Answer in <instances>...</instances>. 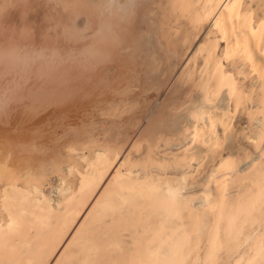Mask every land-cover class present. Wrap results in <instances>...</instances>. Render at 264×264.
<instances>
[{
    "label": "bare ground",
    "instance_id": "obj_1",
    "mask_svg": "<svg viewBox=\"0 0 264 264\" xmlns=\"http://www.w3.org/2000/svg\"><path fill=\"white\" fill-rule=\"evenodd\" d=\"M19 1L0 0V13ZM72 1L97 6L85 35L110 43L112 59L76 52L102 68L92 95L22 87L1 120L0 264H264V0H134L127 15L113 0ZM36 2L63 44L69 0Z\"/></svg>",
    "mask_w": 264,
    "mask_h": 264
},
{
    "label": "rangeland",
    "instance_id": "obj_2",
    "mask_svg": "<svg viewBox=\"0 0 264 264\" xmlns=\"http://www.w3.org/2000/svg\"><path fill=\"white\" fill-rule=\"evenodd\" d=\"M21 1L17 2V5H19L18 7L16 4H14V6L16 5L15 6L16 8L13 6L15 9L12 7V9H14L15 11L18 10V8H19V10L16 11L18 13H16L12 9H10L9 11H13L14 15L12 14V15L6 16L5 13H7L6 11H8V9L2 10V12L4 13L5 16L2 13H0V15H1L0 16V46H1V48L5 47V48H3V50H1V48H0V51L1 52L5 51V53H6V54H4L5 56L2 55V56H4L3 58L1 57L3 60L0 58V106H5L8 108L4 114L0 115V133L2 132L1 120L4 119L6 116L15 115L17 113V109H18L17 99L19 97L18 94H19V92H20V94H23L25 92L23 90L24 87L27 89H29L28 87H31L34 89L35 87H39V85H41V83H42V85L44 87L46 85V88H47L46 91L48 92V90H50L51 94H53L55 92V91H53V89H55L56 92H57V90L59 92H62V91L67 92L69 89H72V91L70 93H74L75 95H78V93L84 92V91L89 92V93H87L88 95H92L93 90L95 91V88L92 85H88L86 83H97V81L99 83H103V81H99V76L101 73L100 70L102 68L98 67V65H92L90 68H84V67L80 66V62L77 61V57L81 53L92 51L94 54H99L100 56H103L102 58L112 59V47H111L110 43L102 44L99 40V34H95L94 36H90L89 34L87 36L85 35L86 33H88V31H90L89 29L95 28L99 24L98 8L95 4H93L91 2H89L88 4L87 3L83 4L84 2H79L80 3L79 4L78 2H74L72 0H69L68 6H67L68 7L67 10H68V14H69L67 16L69 19V28H68L67 34H65L66 40L63 38L62 39L65 42L67 41L66 43L64 42L65 44L63 43L65 46H67L66 44H69L68 42H70V40H71L70 45L72 44L73 46L68 45L69 49H67V51H66L64 49L67 47H65L63 44H61L60 43L61 41L57 42V40H58L57 38L60 37L58 34H60V33H54L55 35H53L51 33L54 37H56V34H57L58 35L57 38L52 37V35L50 33H49V35H48V33H45L46 28L43 29L44 28L43 25H45L43 23V20L45 18L44 19L42 18L44 15L41 16L40 15L41 11H39L41 8L43 9L42 6H44L42 4L40 6L39 3L41 1L39 3H37L36 0L35 1L33 0L34 2H30V3H29V1H31V0H24L22 2ZM35 5H39L41 8L39 6H35ZM36 7H38L39 14L37 12ZM35 9L37 12L36 14L42 18L41 19L42 22L38 21V18H37V20H31L33 18H36V16H37L36 14H35L36 15L35 16L33 13V12H35ZM9 11H8L9 14L12 13ZM29 11H30V13H29ZM26 12H28V13H26ZM19 13L20 14L24 13L26 15V16L23 15L25 17V20H24V17L23 16L21 17V15ZM15 14H18V16H16ZM32 14L35 17L33 16V18H31ZM76 14H78L77 17H75ZM39 16H37V17H39ZM19 19H21V20H19ZM23 20L26 22H24ZM27 20H29V21L31 20L30 22H32V23H33V21H35V22L38 21V22H36L37 25L39 23L40 24L43 23V24H41L42 27L40 26V24L38 25L39 26L38 27L37 25L34 26L35 23H33L34 25L32 23H30L32 25L30 26V24H29L30 27H28V25H27L28 28H32V29H33V27H36L37 29L39 28V31L35 30V28L33 29V31H32V29L30 31L28 28H25L26 24L29 23V21L27 22ZM80 20L84 21V25L82 27H79L77 25V23ZM17 21H19V22H17ZM44 21H46V20H44ZM8 26H9V28H8ZM17 26L19 27V29L17 28ZM5 27H6V29H5ZM24 28L26 30L28 29L27 32L29 31L30 33L32 32L33 34H35L33 37H36V35H38V38L41 36L44 39H41V38L38 39L36 37L39 41L38 40L35 41V38L32 37V42H31V37L29 36V33L26 32V30H25V33H27V34L26 35L22 34L24 32ZM4 29L6 31H4ZM22 29H23V31L21 33ZM42 29L44 30V32ZM34 32H36L37 34ZM44 33L46 34L45 35L46 37L44 36ZM17 34L20 35L21 38H22V36H26V37H24L26 39H24V38L23 39L25 41H28V43L30 42L32 44L29 43L27 46L26 45L27 42H25V43H20L19 45H16V41L18 40ZM39 34H41V35H39ZM47 35L48 36L51 35L50 37H52V39H55V40L51 41L52 39L50 37H47ZM14 36H16V37H14ZM21 38H20V40H23ZM45 38L49 39V40L46 39L47 43H46V41H44ZM33 39H34V41H33ZM20 40H18V41H20ZM40 40L41 41L43 40L42 43H44V45H45V43L48 44V41H49V44H51L55 41L56 42H55V44L54 43L51 44L52 46L48 44L49 47L44 46L45 49L40 50V48H43V45L39 46L40 44H42V43H40L41 42ZM50 41H51V43H50ZM20 42H22V41H20ZM36 42L38 43L37 45L40 47L39 49H37V47H35ZM56 43H58V44L56 45ZM10 44L16 45V46H13V45L11 46V47H13V49L16 48V49H14V50H16V52H14V50H13V52L11 51L12 48H9L10 46L8 47V45H10ZM21 44H23L27 47V49H25V46H22V47H24V48H22V49H24L23 52L24 51H27L28 53H31V51H32V53L34 52V54H31V55H34L33 58H36L35 57V50H34L36 48V50H37L36 55L37 56L40 53L42 55L43 53H45L48 50L50 52H48V53L46 52L47 57H48L49 53L52 55V54H55V52H57L60 55V53L62 52L63 55H66L64 53H67L69 55V57L67 55L66 56L62 55L63 58H65V57H67L68 59L70 58V59H72V62H70L71 61L70 59H69L70 60L69 61L66 58L69 61L70 66H69V63H67L68 61L66 63H63L66 59H63L64 60V61L62 60L63 62L56 63L57 62V60H55L56 56L51 61L47 60L49 58L45 59L46 57L41 61V58L39 59L38 57H42L44 54L42 56L41 55L38 56L37 57L38 59L36 58V61H35L32 59V56L27 54V52H25L26 53V59L24 58L25 55H23L22 56L23 59L18 60L14 57L16 56L20 59V57L22 55V53H21L22 51L20 52L21 54L20 53L18 54L19 50H17L18 49L17 46L21 47ZM59 44L63 45L64 48H62V46H61V48H58ZM6 45H7V47H6ZM29 46H34L35 47V48H33L34 51L31 48L29 49ZM53 46L55 47L56 50H53L54 49ZM46 47H48V50ZM7 48H9V50H10L9 52H6ZM39 50H40V52H39ZM59 51H60V53H59ZM1 52H0V54H2ZM10 52L15 53V54H12ZM76 52H78L79 54L78 53L76 54ZM9 53H10V55H9ZM16 53H17V55H16ZM25 53H23V54H25ZM7 54H8V56H12V57L14 55V57H13L14 59L12 57L10 59L7 56ZM58 54H56V55H58ZM75 54L78 55V56L74 57L76 59L72 58ZM51 55H49V56H51ZM5 57H8V58H5ZM27 57L29 60L32 59V61L27 62V61H29V60H27ZM7 59L8 60L10 59V60L8 61ZM15 59L17 60L16 63H15V61H16ZM24 59H25V61H24ZM12 60H15V61L10 62ZM74 60L77 63H75ZM21 61L22 62L24 61L26 63L21 64L20 63ZM43 61H46V64H44ZM47 61L52 62V64L51 63L48 64ZM53 61L56 64L53 63ZM18 63H20V64H18ZM71 63H72V65H71ZM247 74H248V77H246V78L240 77L243 80L242 84H244V87H245V85L248 86L249 84H251L250 83L251 77H257L256 71H254L252 68L248 69ZM118 80L119 79H115V77H114L112 83H116ZM51 83H53L54 86H52ZM54 83H56V85ZM78 85H81V86H78ZM74 86H78V88H75L76 89L75 92H73ZM31 88L29 90H31ZM27 89H25V90L29 91ZM99 89H96V90H99ZM22 91H23V93H22ZM247 91H248V87H247ZM247 91L245 93H249ZM34 95L35 94L31 95V99L29 101L28 107L32 106V104L34 105ZM48 95H50V94H48ZM250 96L253 97L254 94H250ZM72 104L73 103H71L69 106H71ZM244 114L245 113L243 112V119L240 122V126H242V127H246L248 125V123L246 122V116ZM38 115H40V113H38ZM249 143H251V142L249 141ZM221 147H226V145L222 144ZM259 153L260 154L258 156V160L255 161V164H261L264 167V147H263L262 151ZM225 157H226V154L224 152H222L221 157H219L217 160H215V163H218V160L223 159ZM250 158H252V157L249 155L247 158H244L243 160L247 162ZM133 159H135V155L133 156ZM235 185L236 184H231V186L229 188V190L233 192V195L235 194V192L237 190V187ZM198 247H199L198 252L201 255L204 252V248H203L202 243H200L198 245Z\"/></svg>",
    "mask_w": 264,
    "mask_h": 264
},
{
    "label": "clouds",
    "instance_id": "obj_3",
    "mask_svg": "<svg viewBox=\"0 0 264 264\" xmlns=\"http://www.w3.org/2000/svg\"><path fill=\"white\" fill-rule=\"evenodd\" d=\"M114 6H119L120 9L127 15L130 13H134L135 11V3L134 0H127V6L120 4V0H113ZM8 108L5 106H0V115L4 114Z\"/></svg>",
    "mask_w": 264,
    "mask_h": 264
}]
</instances>
